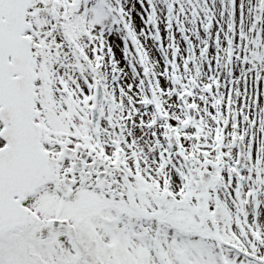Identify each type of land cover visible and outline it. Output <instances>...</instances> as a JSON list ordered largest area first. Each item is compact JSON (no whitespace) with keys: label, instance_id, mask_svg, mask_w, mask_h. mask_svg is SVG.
Segmentation results:
<instances>
[{"label":"snow or ice","instance_id":"snow-or-ice-1","mask_svg":"<svg viewBox=\"0 0 264 264\" xmlns=\"http://www.w3.org/2000/svg\"><path fill=\"white\" fill-rule=\"evenodd\" d=\"M0 264H264V0H0Z\"/></svg>","mask_w":264,"mask_h":264}]
</instances>
